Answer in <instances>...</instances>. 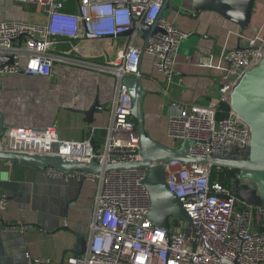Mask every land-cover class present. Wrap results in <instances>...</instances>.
Listing matches in <instances>:
<instances>
[{
  "label": "built area",
  "instance_id": "2783aa9c",
  "mask_svg": "<svg viewBox=\"0 0 264 264\" xmlns=\"http://www.w3.org/2000/svg\"><path fill=\"white\" fill-rule=\"evenodd\" d=\"M13 1L38 7L45 21H0V59L13 57V62L0 64V74L49 78L57 66H66L112 75L116 82L101 148H95L93 135L69 140L61 138L53 125H17L8 130L7 138L0 136V149L102 166L142 161L133 101L123 78L138 73L143 48L154 56L157 69L170 76L181 43L192 33L161 16L164 0ZM154 22L165 32L136 45L139 32ZM129 30L133 33L117 63L89 60V50L81 48V42L112 39ZM263 52L264 34L225 51L227 67L217 93L206 104L180 106L170 116L169 137L177 144L190 140L193 155L249 160L248 126L232 110L223 116L219 112L239 77L255 66ZM224 170L228 169L177 160L166 165L167 184L192 220L190 225L175 216L167 230L148 219L151 198L144 168L92 173L46 167L43 173L50 179L76 177L97 184L88 246L84 254H70L63 262L26 252L24 264H264V205L242 199L235 185L240 172L223 176ZM8 206V195L0 194V211ZM10 228L25 230V226Z\"/></svg>",
  "mask_w": 264,
  "mask_h": 264
},
{
  "label": "crops",
  "instance_id": "0c3cea01",
  "mask_svg": "<svg viewBox=\"0 0 264 264\" xmlns=\"http://www.w3.org/2000/svg\"><path fill=\"white\" fill-rule=\"evenodd\" d=\"M193 0H171L164 17L191 32L178 50L173 73L159 71L155 58L144 52L141 74L147 90L144 100L148 134L158 142L177 146L169 137L170 116L180 106L206 104L218 90L226 71L225 51L264 34V0H256L250 25L241 32L235 21L214 10L196 13ZM13 0H0V21L26 18L28 8ZM128 36L91 39L81 42L89 60L117 63ZM134 43L143 46L138 36ZM116 79L112 75L82 68L57 66L49 78L0 74V103L6 115L4 139L17 125L56 127L61 138L84 140L93 135L101 148L109 124ZM99 98L101 110L90 123L84 113ZM97 184L76 177L50 179L43 169L25 163L0 160V194L6 193L9 206L0 211V264H24L26 252L63 262L81 250V238L90 236ZM25 226V230H11Z\"/></svg>",
  "mask_w": 264,
  "mask_h": 264
},
{
  "label": "water",
  "instance_id": "95a60500",
  "mask_svg": "<svg viewBox=\"0 0 264 264\" xmlns=\"http://www.w3.org/2000/svg\"><path fill=\"white\" fill-rule=\"evenodd\" d=\"M170 1L164 0L161 16H164V13L168 10ZM255 3L256 0H193L192 7L198 14L205 10L217 11L238 23L241 26V32H243L252 21ZM158 31L165 32L158 26V22H154L148 29L141 30L139 36L146 43ZM132 33L133 30H129L121 35L130 36ZM144 49L141 53L138 73L123 78L133 101L132 116L138 125L142 161L122 164L109 163L102 166L97 162L87 163L69 158L14 152L5 149H0V160L25 163L41 169L53 167L63 172L86 171L100 173L102 171L144 168L146 170L144 183L151 198L148 219L154 226L167 230L171 229V220L175 216H180L187 220L190 225L192 224L183 203L169 188L166 181V165L174 160L183 163L210 164L214 167L239 171L241 177L237 178L235 182L237 194L249 204L264 205V52L255 66L239 77L237 85L228 99L231 110L248 126L250 132V159L235 160L193 155L190 151L192 145L190 140H184L177 146L170 147L158 142L148 134L144 111L147 90L144 88L141 74ZM10 62H13V57H2L0 59L1 65ZM101 109L98 98L94 106L84 111L90 123L93 122L95 112ZM5 123L6 115L1 109L0 103V134L4 131ZM95 148H98L96 144ZM242 179L248 182L244 183ZM170 237L171 234L169 233L168 238L170 239ZM87 246V238H81V250L76 253L84 254ZM228 263V261H225V264Z\"/></svg>",
  "mask_w": 264,
  "mask_h": 264
},
{
  "label": "rangeland",
  "instance_id": "374dc122",
  "mask_svg": "<svg viewBox=\"0 0 264 264\" xmlns=\"http://www.w3.org/2000/svg\"><path fill=\"white\" fill-rule=\"evenodd\" d=\"M36 9L37 8H34V7L28 8L27 11H26V18L23 21H28V22H44L45 21V17L43 15L36 14L35 13ZM181 219H182V217H181ZM183 220L185 221L184 218H183Z\"/></svg>",
  "mask_w": 264,
  "mask_h": 264
},
{
  "label": "trees",
  "instance_id": "16d2710c",
  "mask_svg": "<svg viewBox=\"0 0 264 264\" xmlns=\"http://www.w3.org/2000/svg\"><path fill=\"white\" fill-rule=\"evenodd\" d=\"M230 111H231L230 104L228 102H225L224 101V102L221 103L219 116L227 115V114L230 113ZM213 172H214V175H217L218 174V171L217 170H214ZM235 172L236 171H233V170H224V172L222 174H223V176L224 175L230 176V175L235 174Z\"/></svg>",
  "mask_w": 264,
  "mask_h": 264
}]
</instances>
